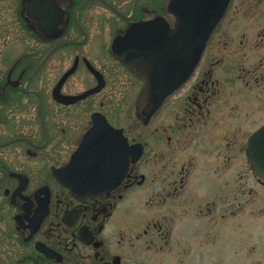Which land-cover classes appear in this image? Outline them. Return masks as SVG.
Here are the masks:
<instances>
[{"label": "flooded vegetation", "instance_id": "obj_1", "mask_svg": "<svg viewBox=\"0 0 264 264\" xmlns=\"http://www.w3.org/2000/svg\"><path fill=\"white\" fill-rule=\"evenodd\" d=\"M169 2L20 0L0 22V264H185L228 255L239 226L264 246V0H230L188 79L145 105Z\"/></svg>", "mask_w": 264, "mask_h": 264}, {"label": "water", "instance_id": "obj_2", "mask_svg": "<svg viewBox=\"0 0 264 264\" xmlns=\"http://www.w3.org/2000/svg\"><path fill=\"white\" fill-rule=\"evenodd\" d=\"M229 2L170 0L169 12L176 17L177 27L164 38L159 57L137 69L147 83L142 104L151 98L164 99L188 78ZM248 156L253 170L264 177V127L252 138Z\"/></svg>", "mask_w": 264, "mask_h": 264}, {"label": "rangeland", "instance_id": "obj_3", "mask_svg": "<svg viewBox=\"0 0 264 264\" xmlns=\"http://www.w3.org/2000/svg\"><path fill=\"white\" fill-rule=\"evenodd\" d=\"M18 3H20V0H0V22L3 18H7L9 23L11 19H15V12L20 8ZM12 36L10 31L6 33L0 32V39H8ZM241 216L242 213H239L237 216H234V220L236 217ZM238 229L234 227V236L232 240L233 248L232 252L228 255L217 253V251L214 253L210 251L201 252L196 259H190L186 261L185 264H264V246L260 240L255 242V246L258 247V249L255 248L251 250L253 251L251 252L250 246L244 248L242 244V242H244L243 238H246L247 234L242 231L241 226H239ZM246 252L249 253L247 254ZM155 261L154 264H173V262H170L168 259H165V261L155 259Z\"/></svg>", "mask_w": 264, "mask_h": 264}]
</instances>
